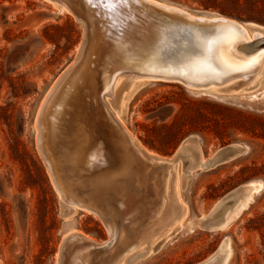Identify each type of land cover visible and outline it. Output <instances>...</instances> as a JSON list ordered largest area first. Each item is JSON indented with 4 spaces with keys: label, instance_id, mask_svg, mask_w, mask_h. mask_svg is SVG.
I'll return each mask as SVG.
<instances>
[{
    "label": "water",
    "instance_id": "95a60500",
    "mask_svg": "<svg viewBox=\"0 0 264 264\" xmlns=\"http://www.w3.org/2000/svg\"><path fill=\"white\" fill-rule=\"evenodd\" d=\"M45 1L71 14L83 35L75 59L39 106L36 149L59 195L61 217L69 220L77 208L86 210L108 236L100 243L73 230L60 242L57 263L121 264L133 254L126 264H135L172 235L184 213L175 195L178 169L184 183L199 168L210 170L248 147L231 144L203 162L192 136L170 158L153 154L118 116L125 95L146 80L243 96L264 81V31L254 23L195 15L159 0ZM248 183L185 230L223 229ZM222 261L217 249L199 264Z\"/></svg>",
    "mask_w": 264,
    "mask_h": 264
},
{
    "label": "rangeland",
    "instance_id": "374dc122",
    "mask_svg": "<svg viewBox=\"0 0 264 264\" xmlns=\"http://www.w3.org/2000/svg\"><path fill=\"white\" fill-rule=\"evenodd\" d=\"M159 1L195 15L254 23L264 31V0ZM82 35L71 14L45 0H0V264H58L60 242L73 230L100 243L108 238L89 212L61 217L59 195L35 145L39 106L75 59ZM137 85L123 120L151 153L170 158L192 136L202 161L231 144L248 150L210 170L199 168L184 183L178 169L176 198L184 213L172 235L135 264H199L217 249L221 264H264V81L234 97L200 93L176 82L145 80L135 92ZM246 183L254 190L226 218L223 229L185 230Z\"/></svg>",
    "mask_w": 264,
    "mask_h": 264
},
{
    "label": "bare ground",
    "instance_id": "6f19581e",
    "mask_svg": "<svg viewBox=\"0 0 264 264\" xmlns=\"http://www.w3.org/2000/svg\"><path fill=\"white\" fill-rule=\"evenodd\" d=\"M247 31H248V29H247ZM249 32V31H248ZM249 34H250V32H249ZM137 84H135L134 86H133V88L136 86ZM133 88H132V90H133ZM131 90V91H132ZM131 91H130V93H128V94H126L125 95V98H124V100H123V103H122V108H121V112L118 114V116H119V118H120V120L122 121V123L125 125V127H126V124L124 123V120H123V111H124V107H126V105H127V103H128V101H129V99H130V95H131ZM171 112H172V108L170 109V114H171ZM129 131V130H128ZM130 132V131H129ZM130 134H131V132H130ZM132 135V134H131ZM148 150V149H147ZM149 151V150H148ZM150 152V151H149ZM214 154L215 153H213L210 157H212V156H214ZM209 157V158H210ZM206 161V159L203 161V162H205ZM179 177V176H178ZM176 179H177V175H176ZM179 179V178H178ZM177 182H178V180L176 181L175 180V195H176V197H177ZM249 186V188H248V190H247V192L246 193H244V196L245 195H247L248 193H250V192H252L253 190H254V187L252 186V185H248ZM179 196V195H178ZM243 196V197H244ZM178 199V198H177ZM179 200V199H178ZM180 202V201H179ZM181 204V203H180ZM245 207V206H244ZM78 210H80L81 211V209H76V211H78ZM82 211H85V212H88V211H86V210H82ZM90 213V212H89ZM92 214V213H91ZM186 214V213H185ZM236 214V213H235ZM94 215V214H93ZM95 216V215H94ZM97 217V216H96ZM204 217V216H203ZM230 219V218H229ZM234 219V218H233ZM228 221V220H227ZM67 237V236H66ZM126 257V256H125ZM123 261H124V259H123ZM124 264H126L125 262H124Z\"/></svg>",
    "mask_w": 264,
    "mask_h": 264
},
{
    "label": "trees",
    "instance_id": "16d2710c",
    "mask_svg": "<svg viewBox=\"0 0 264 264\" xmlns=\"http://www.w3.org/2000/svg\"><path fill=\"white\" fill-rule=\"evenodd\" d=\"M234 19V18H233ZM237 20V19H236Z\"/></svg>",
    "mask_w": 264,
    "mask_h": 264
}]
</instances>
